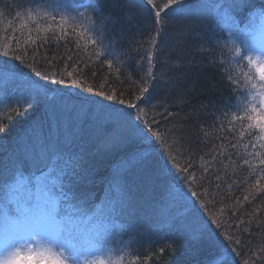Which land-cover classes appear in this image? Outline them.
Returning <instances> with one entry per match:
<instances>
[{"label":"snow or ice","instance_id":"1","mask_svg":"<svg viewBox=\"0 0 264 264\" xmlns=\"http://www.w3.org/2000/svg\"><path fill=\"white\" fill-rule=\"evenodd\" d=\"M24 3L36 7L26 9V18L16 11L15 17L21 23L17 26L9 20L8 27L0 33V39L5 41L0 44V103L9 91L19 94L15 96V107L8 106L13 114H22L44 102L50 120L59 126L63 112L75 98L78 103L71 105L72 110L82 111L87 106V111L96 118L97 128L104 132L108 148L131 141L146 147L121 161L103 201L97 203L86 190L91 177L79 166L82 157L73 153L72 141L67 135L45 136L43 125L34 122L17 138L7 155L0 154V264H124L126 256L133 257L128 264H134V260L140 259L139 251L132 249L135 241L124 240L129 230L125 217L131 207L127 172L146 168L154 157L164 160L166 175L180 187L176 192L171 184L166 186L158 220L162 217L192 245L209 241L222 247L223 252H217V256L225 258L221 264H237L233 253L241 257L242 264H264V247L259 248L256 258L249 244L219 218L225 217V207L217 205L215 196L206 187L210 183L209 166L196 163L197 148L193 141L185 140L183 129L169 126L175 119H182V114L178 117L168 105V96L158 93L171 95L179 84L178 77L170 75L165 79L164 71H153V49L165 54L168 47V41L164 40L157 49V37H167L170 23L183 18L193 28L187 39L195 41L196 49L203 50L210 66L224 69L222 87L229 95L221 97V107L214 101H209V105L222 117L221 125L227 122V132L236 141L231 147L244 144L247 136L253 148L264 149V3L128 0L123 15L115 23H130L143 17L151 21L155 34L149 38L146 57L141 52L143 44L134 41L139 45L131 48L139 56V78L125 75L123 80L121 68L130 64L132 57L116 47L117 41L109 30L114 22L111 14L100 8L99 0H24ZM24 3L16 7L23 8ZM5 7L11 11L13 6L5 4ZM201 21L215 25L218 31L211 34L203 31L199 28ZM16 27L21 29L19 34ZM24 29L27 36L21 38ZM52 42L57 48L49 53L46 45ZM171 59L172 55H167L160 66L162 70L172 67ZM61 61L62 68L58 66ZM98 62L100 68L107 67L108 74L97 85V70L93 66ZM21 66L34 76L21 79L25 75ZM195 66V61L185 65ZM90 67L93 70L89 73L86 69ZM113 72L116 76L110 78ZM53 96L59 103H49ZM5 128L6 124L0 122V133ZM225 152L221 145L217 154L223 156ZM215 159L216 154L212 155V160ZM243 164L252 167L248 159ZM259 165L262 167L254 185L258 186L257 192L264 191L261 184L264 158L259 159ZM214 180L219 190L223 177L216 174ZM248 200L245 195L244 201ZM177 207L186 209V214L178 216L174 211ZM229 210L235 214V209ZM205 212L210 219L205 218ZM257 227L262 225L258 222ZM177 247L173 240L160 248L159 254L165 251L173 254ZM249 252L253 254L248 255Z\"/></svg>","mask_w":264,"mask_h":264},{"label":"trees","instance_id":"2","mask_svg":"<svg viewBox=\"0 0 264 264\" xmlns=\"http://www.w3.org/2000/svg\"><path fill=\"white\" fill-rule=\"evenodd\" d=\"M127 2L128 0H99L100 8H102L105 13L111 14L112 21L114 22V27L110 24L109 30L113 33L117 41L116 47L121 51L129 52L132 57L131 63L125 64L121 68V80L124 79L125 75H131L133 79L139 78L138 69L140 65L137 63L139 61V56L135 51H131V48L139 47L134 41L142 43L143 49L141 52L146 57L147 49L150 47L148 43L149 38L155 34L151 21L143 17L132 20L130 23H115V21L123 15V8ZM20 3L22 2L0 0V33L8 27L9 20L17 26L21 23V21L17 20L15 17L16 11H20L21 15L26 18V9L36 7L35 5L24 3L23 8H17L16 5ZM255 3H264V0H255ZM5 4L13 6L11 11L5 7ZM187 23L188 22L184 21L183 18H178L170 23V31L167 37H157V49L162 47L164 40L168 41V47L165 49V54H160L156 49H153V71L156 73L164 71L165 79L170 75H175L179 79V84L176 90L171 92V95L167 92H159L158 95L168 96L167 102L170 109L177 113L178 117L182 114V119H175L174 123L169 124V126L183 129L185 140L193 141L197 148L196 163L201 167L206 164L209 166L207 180L210 183H207L206 187H208L213 196H215L217 205L225 207V217H227V219H225V217L219 218L225 224L230 225V231L242 237L249 244L253 252H255V257L259 258V248L264 247V191L257 192L258 186L254 187V185L256 179L259 178L257 174L258 169L262 167L259 165V159L264 158V149L258 147L253 148L248 142L247 136L244 140V144H248L247 148L244 147V144H239L236 148L231 147V143H235L236 141L232 134L227 132V122L221 125L219 121L222 117L209 105V101H214L217 107H221V97H227L229 95L228 90L222 87L221 74L224 72V69L210 66L203 50L196 49L195 41L187 39L189 34L193 31V28L188 27ZM29 26L34 27L32 22H29ZM217 31L218 29L214 26L208 33L211 34ZM15 32L19 34L21 29L16 27ZM32 34L35 36V32ZM9 35H11V33H9ZM26 36L27 29H24L21 38H26ZM4 42L3 39H0V44ZM63 44L64 42L61 41V52L64 51ZM69 47L71 48L72 45H69ZM46 48L49 50V53H51L52 50L57 48V44L52 42L46 45ZM169 54L172 55L170 61L172 67L162 70L160 66L166 61L167 55ZM157 57L159 58V62H157ZM177 57H180V59H177ZM6 59L10 60L11 58ZM191 61H195L196 66L191 68L185 67L186 63ZM15 63L18 64L19 62ZM58 66L62 68L63 62L61 61ZM93 67L97 70L96 84L98 85L103 77L108 74V69L106 66L100 68L99 62ZM146 69L147 63L145 59L143 62V70L146 71ZM92 70L93 68L91 67L86 69L89 73ZM20 71L25 74L24 76H34L28 68L23 66L20 67ZM115 76L116 73L113 72L110 78ZM41 83L48 82L41 81ZM124 87H128V85L125 84ZM131 90L132 89L129 88V91ZM16 95L19 94L9 91L4 96L3 103H0V122L6 124L5 131L0 133V154L7 155L8 152L15 147L17 138L24 135L26 130H29L34 122L43 123L45 136L50 135L55 137L56 135H60L61 138H63L67 135L72 141L71 149L73 153L82 157L78 161L79 166L86 170L91 177V182L87 185L86 190L90 193L94 202H102L108 190L113 172L120 165L122 159L131 151V144L124 143L113 148L107 147L103 156H96V154H93L89 158L88 154L82 153L83 147L89 149L88 141H83L80 137L82 145H75L74 140L76 136L75 138L73 137V133L75 132L80 134L86 132V124H84L86 128L81 127V129L77 130L75 129L77 123H73L74 121L71 118L64 119L65 116L62 114L63 117H61L58 126L57 123L50 120L44 102L36 104L28 111L22 112V114H13L8 109V106L11 105V107H15L14 100ZM180 97H182V99ZM70 103L76 104L78 101L73 98ZM84 109H87V106H85ZM189 116H192L191 121L188 120ZM230 118L231 117H229V119ZM161 123L164 124L166 121H161ZM238 126L237 123V127ZM74 130L75 132H73ZM222 137H226V139H221ZM221 145L226 149L223 156L217 154ZM256 152H259L261 155L259 157L255 156L254 153ZM214 154H216V159L212 160V155ZM201 156L204 157L203 160L200 159ZM158 158L159 164L164 165V160L160 157ZM244 159H248L252 167L244 165ZM153 169L154 166L146 169L149 172L143 174L144 176L146 175L149 180H152L150 170ZM216 174L223 177L219 190L216 189L217 182L214 180ZM197 175L199 176V172H197ZM153 177L155 189L157 190L158 188L157 191L161 192L166 189L168 182L172 180L171 177L164 173L155 174ZM128 178L129 181H132L133 176L129 175ZM261 184H264V180H261ZM229 185H231V188H229ZM147 194L148 197L145 200L138 201L136 204L137 209L135 208L134 210H138L146 221L149 219L150 222L151 217L153 223H151L150 230H145L142 226L134 227L136 224L132 223L129 219L131 218V214L130 217L129 215L125 217V223L129 225V230L124 234V240L127 241L129 238H132L135 241L132 245L133 252L139 251L140 253V259L134 260V264H160V262L166 260H169L168 264H221L222 261H225L224 257L222 260H219V256H217V252H223L222 247H215L212 243L208 244V241H202L199 244L192 245L187 242V237L185 235L175 240L178 247L173 254H169V251L159 254V249L165 247L167 243H170V241L165 239L160 241L157 240L148 247L145 246L149 234H151L153 229L157 226V224L155 225V222L158 221L156 214L161 204L158 202L159 205H157L156 209V203L153 210H151L148 204H150V198L153 200L154 198L153 196L150 197V193ZM245 195L249 197L248 201H244ZM143 196L144 195L140 194L139 198ZM197 203L199 205V202ZM229 209H235V214ZM256 209H259V212H257ZM130 210L131 207L128 214ZM201 211L203 210L201 209ZM212 211L215 212V209H212ZM203 214L206 218L210 219L209 213L205 212ZM241 220L245 221V223L241 224ZM249 220H251L250 224L247 223ZM258 222L262 227H257ZM237 225H239V228ZM244 228H247V231H240V229ZM217 231L219 232L220 229H217ZM221 239H223V237H221ZM252 254V252L248 253V255ZM214 257H216L215 261H213ZM233 257L237 261V264H242L241 257H235L234 253ZM129 259L134 258L126 256L124 264H128ZM225 264H227V262H225Z\"/></svg>","mask_w":264,"mask_h":264},{"label":"rangeland","instance_id":"3","mask_svg":"<svg viewBox=\"0 0 264 264\" xmlns=\"http://www.w3.org/2000/svg\"><path fill=\"white\" fill-rule=\"evenodd\" d=\"M10 1V0H9ZM21 1L22 3H24V0H14V2H19ZM185 26V25H184ZM183 26V27H184ZM215 25H206V23L204 21H201L199 24V28L202 29L205 32H208L212 27H214ZM27 76H22L21 79H27ZM53 95V94H50ZM50 103H59L58 100L55 99V97L53 96V99L50 100ZM69 104L72 105V103L69 102ZM71 105H69L68 109L65 110L63 112V115L65 116L64 119H69L71 118L74 122L73 123H77V127L75 129H81V127H85L87 126V128L85 130H87L86 132L80 134L78 132H75V130L73 132L74 134V144L75 145H82V141L81 139L84 141H88L89 144V149L88 148H84L82 149V153L83 154H88V157L90 158L93 154H96V156H103V153H105L107 146L105 145L104 141H105V134L102 130H99L97 128L96 125V118L93 114L89 113L87 111V109H84L82 111H76L74 112L71 108ZM63 117V116H62ZM43 125V123H41ZM86 124V126L84 125ZM81 137V139H80ZM130 143L131 144V148H130V152L128 153L127 156H125L123 159L125 160L126 158H129L134 152L145 148V145L140 144L139 142L136 141H131V142H127L126 144ZM90 152H89V151ZM120 150V149H119ZM122 151V150H121ZM123 152V151H122ZM127 152V150H126ZM122 154V153H121ZM122 159V160H123ZM159 158L158 157H154L152 158L151 162L148 164V166L144 169H137L134 168L131 171L127 172V189L129 192V196H130V200H131V210L130 213L127 214L130 217L131 214V218L130 221L134 224H136L134 227H138V226H142L145 230H150V226L152 225L151 223H153L151 217H150V222L149 219H147V221L145 220V218L143 217V215L138 212V210H134L137 206L136 204L138 203V201H142L145 200L148 197L147 193H150V197L153 196L154 200L152 198H150V204H148V206L150 207L151 210H153V207L156 204V209H157V205H159L158 202H160V207L164 201V198L166 196V189L161 192V191H157L155 189V182L153 181V176L156 174H165L166 175V169H164V165L159 164ZM152 166H154L153 170H150V176H152V180L148 179V177L143 174L148 173L149 171H147L146 169L151 168ZM160 169H164L163 171H159ZM152 174V175H151ZM129 175L133 176L132 181H129ZM149 181V183H148ZM171 184L172 188L175 189L176 192L180 191V188L178 185H176L175 183L171 181L168 182L167 185ZM140 194L144 195L143 197L139 198ZM156 200V201H155ZM155 201V202H154ZM137 209V208H136ZM160 209V208H158ZM150 210V211H151ZM176 214L178 216H183L184 214H186V209H181L179 207H177L175 210ZM158 215V212L157 214ZM206 218V217H205ZM157 224V228L155 227L153 229V231L151 232V234H149L148 238H147V244H145V246H149L150 244L156 242L157 240H168V241H173V240H177L179 238H182V236H184V234L176 229H174L169 223H166L164 221V219L161 217L157 222H155V225ZM153 235V236H151ZM144 239V238H142ZM208 244H211L208 241ZM142 245V244H140ZM216 247V246H215ZM222 257V258H221ZM221 257L219 256V260L223 259V255H221ZM169 260H166L164 262H160V264H168ZM171 263V262H170ZM173 264V263H171Z\"/></svg>","mask_w":264,"mask_h":264}]
</instances>
